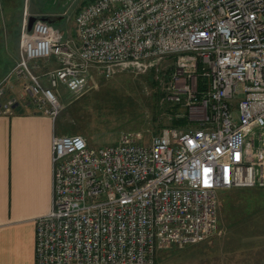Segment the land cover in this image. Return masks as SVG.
Here are the masks:
<instances>
[{
	"label": "built area",
	"instance_id": "built-area-1",
	"mask_svg": "<svg viewBox=\"0 0 264 264\" xmlns=\"http://www.w3.org/2000/svg\"><path fill=\"white\" fill-rule=\"evenodd\" d=\"M28 27L0 96L14 79L55 119L61 86L78 96L96 74L172 55L168 97L188 120L98 147L57 135L36 264H156L158 251L216 231L221 191L264 189V0H92L76 13L77 39L43 19Z\"/></svg>",
	"mask_w": 264,
	"mask_h": 264
},
{
	"label": "rangeland",
	"instance_id": "rangeland-1",
	"mask_svg": "<svg viewBox=\"0 0 264 264\" xmlns=\"http://www.w3.org/2000/svg\"><path fill=\"white\" fill-rule=\"evenodd\" d=\"M90 1L27 0V4L41 12L47 10L49 17L62 15L64 19L54 24L55 29L60 34L72 31L71 36L77 39L76 13ZM176 61V56H167L153 67L160 81L158 89L148 79L152 69L142 72L133 65L111 78L94 75L90 87L78 96L61 86L58 133L82 134L93 147L115 143L125 131H140L146 137L158 134L170 125L174 111L179 117L185 112L168 97ZM36 64L45 68L49 62L40 60ZM167 69L169 72L163 75ZM18 88L22 89V83ZM254 194V206L242 217L240 205L234 202L243 197L239 190L221 191L216 231L197 243L158 251L156 264H264V191Z\"/></svg>",
	"mask_w": 264,
	"mask_h": 264
},
{
	"label": "crops",
	"instance_id": "crops-1",
	"mask_svg": "<svg viewBox=\"0 0 264 264\" xmlns=\"http://www.w3.org/2000/svg\"><path fill=\"white\" fill-rule=\"evenodd\" d=\"M48 13L31 8L27 0H0V84L19 58L25 22L44 19ZM63 19L53 15L50 24ZM71 35L72 31L63 33ZM19 85L12 79L0 96V108L12 106L11 112L0 109V264H36L37 219L53 205L57 117L39 111Z\"/></svg>",
	"mask_w": 264,
	"mask_h": 264
},
{
	"label": "trees",
	"instance_id": "trees-1",
	"mask_svg": "<svg viewBox=\"0 0 264 264\" xmlns=\"http://www.w3.org/2000/svg\"><path fill=\"white\" fill-rule=\"evenodd\" d=\"M37 19H42V18L38 17ZM151 72L152 73L148 77V79L150 80L151 84L158 89L160 81H159V79H157L155 77V74H157L156 69L154 70V68H152ZM168 72H169V70L167 69L166 72H164L162 74L166 75V73H168ZM169 78H170V76H169ZM201 86H204L202 81H201ZM163 94L164 93H162L161 95H163ZM173 113H174L173 118H172L169 126L181 127V126H186L188 124V120H187L186 116H180V117L176 116L177 115L176 111H174ZM250 189H253V190H250ZM236 190H239L240 195L243 196L239 200L234 201L236 204H238V206L240 205L239 207H240V212H242V214H241L242 217H243V213L247 215V213L250 212L252 206H254L255 199H256V196L254 194L255 191H264V189H261V188H240V189H236ZM249 193H250V195H249Z\"/></svg>",
	"mask_w": 264,
	"mask_h": 264
},
{
	"label": "water",
	"instance_id": "water-1",
	"mask_svg": "<svg viewBox=\"0 0 264 264\" xmlns=\"http://www.w3.org/2000/svg\"><path fill=\"white\" fill-rule=\"evenodd\" d=\"M36 18L35 17H31L30 18V21H29V30H31L32 26H33V23L35 22ZM43 20L47 21L48 23L51 22V17H46L44 18Z\"/></svg>",
	"mask_w": 264,
	"mask_h": 264
}]
</instances>
